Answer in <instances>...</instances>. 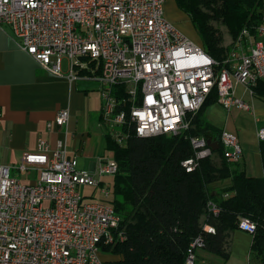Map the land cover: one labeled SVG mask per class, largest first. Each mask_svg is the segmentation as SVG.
<instances>
[{
    "label": "built area",
    "instance_id": "1",
    "mask_svg": "<svg viewBox=\"0 0 264 264\" xmlns=\"http://www.w3.org/2000/svg\"><path fill=\"white\" fill-rule=\"evenodd\" d=\"M262 2L256 33L243 29L223 62L166 17L167 0H0V25L10 27L50 73L62 75L66 57L69 77L96 80L102 127L126 145L131 131L143 137L184 132L188 114L201 108L214 87L228 111L254 110V86L264 81ZM240 84L252 101L238 95ZM69 120L63 107L47 127L65 131ZM257 136L264 139V126ZM189 138L194 152L181 164L191 172L214 150L205 136ZM220 142L228 160L242 159L237 133L223 129ZM117 169L113 156L99 157L98 177L80 168L64 137L55 146L39 137L18 163H0V264H104L100 245L114 241L121 216L106 201L86 200L85 188L100 187L107 198L111 190L101 177ZM14 170H38V176L24 181ZM208 210L217 215L220 207L210 200ZM239 227L252 233L256 224L242 217ZM203 230L216 232L208 222ZM204 245L202 234L191 241L187 264H195ZM248 264L264 263L253 262L249 253Z\"/></svg>",
    "mask_w": 264,
    "mask_h": 264
},
{
    "label": "trees",
    "instance_id": "2",
    "mask_svg": "<svg viewBox=\"0 0 264 264\" xmlns=\"http://www.w3.org/2000/svg\"><path fill=\"white\" fill-rule=\"evenodd\" d=\"M174 1L190 17L205 50L220 62L241 31L256 33L262 20V0ZM226 34L230 42H225ZM254 96L264 99V81L256 83ZM214 102H218L216 87L197 112L188 114L189 127L180 134L143 137L131 131L126 145H120L103 129L106 150L118 169L112 175L110 195L101 200L121 216L114 241L100 245L104 264H187L188 248L199 234L205 239L203 248L227 259L242 217L256 224L251 260L264 263V173L250 175L241 160L227 159L220 142L223 129L206 117ZM194 135L218 140L220 147L188 172L181 161L193 155L189 137ZM259 148L264 168V139ZM210 200L220 207L217 215L208 210ZM206 222L215 233L203 230Z\"/></svg>",
    "mask_w": 264,
    "mask_h": 264
},
{
    "label": "crops",
    "instance_id": "3",
    "mask_svg": "<svg viewBox=\"0 0 264 264\" xmlns=\"http://www.w3.org/2000/svg\"><path fill=\"white\" fill-rule=\"evenodd\" d=\"M172 10L174 12L166 11V17L193 39L180 26L185 20L191 21L190 17L178 9L175 1ZM66 69L67 73L63 72L62 75L47 71L33 55L20 46L10 27L0 25V163H18L25 151L36 148L39 137L48 140L52 146H55L58 138L64 137L70 153L76 154L79 164L95 175L99 157L112 156V153L106 150V139L102 130L103 96L99 83L87 77L72 79L68 76V67ZM241 88V94L238 95L245 98L244 94L247 92L244 86ZM63 107L70 110L67 129H49L47 122L53 120L57 111ZM209 107L206 109V117L213 123L208 114ZM251 112L255 121V127H252V141L241 136L234 122L242 114L240 109L227 110L224 125H215L238 134L243 149L241 165L248 174L260 176L264 173V168L257 129L264 126V99L254 104V110ZM14 173L18 174L15 170ZM18 175L22 176L24 181H33L38 176V170ZM251 242V233L236 230L233 234L231 254L220 264H248ZM203 254V263L208 259V264H211L209 251Z\"/></svg>",
    "mask_w": 264,
    "mask_h": 264
},
{
    "label": "rangeland",
    "instance_id": "4",
    "mask_svg": "<svg viewBox=\"0 0 264 264\" xmlns=\"http://www.w3.org/2000/svg\"><path fill=\"white\" fill-rule=\"evenodd\" d=\"M174 6V0H167V4H166V11H171L174 12V10H172ZM180 25V24H179ZM183 30L185 32H187V34H190L191 37H193V40L197 43H201V38L198 34V32L196 31L193 23L189 20H185V22L181 23L180 25ZM231 38H229V36L226 34L225 36V42H230ZM67 58L64 57L63 60V70L65 73H67ZM241 84L239 85L238 88V94H241ZM244 99L250 101L251 100V96L249 93H245L244 94ZM254 102L253 104H258L260 101H262V99H259L257 97H254ZM208 114L210 116L211 121L218 125V126H223L224 125V121L227 117V110L219 103V102H214L211 104V106L208 109ZM242 112V114H240V116H238L234 122H236L237 127L239 128L240 132H241V136L243 138H245L246 140L252 141V137L254 136V132H252V127H255V121H254V117L252 112L250 111H243L240 110ZM232 120H234V117L232 115ZM103 130V127H102ZM255 131V129H254ZM107 154H110L109 152H107ZM80 168H83V165L79 164ZM18 175V174H16ZM20 176V175H18ZM96 176L98 177V175L96 174ZM22 177V176H21ZM101 180H103L105 182V184L109 185L110 190H112V181H113V176L112 175H102ZM227 183H229V180L226 181ZM92 187L91 188H85V192L86 194V200H101L103 198L102 194L100 193V187L93 190L92 191ZM92 193V194H91ZM91 194V195H90ZM207 250H203L202 248H198L196 250V261L195 264H208V259H205V263H203V258L201 257V255H204L203 253L206 252ZM209 254L211 255V264H220L222 263L225 259L213 252L209 251ZM101 256L104 257V255L101 253ZM206 256V255H205Z\"/></svg>",
    "mask_w": 264,
    "mask_h": 264
},
{
    "label": "water",
    "instance_id": "5",
    "mask_svg": "<svg viewBox=\"0 0 264 264\" xmlns=\"http://www.w3.org/2000/svg\"><path fill=\"white\" fill-rule=\"evenodd\" d=\"M209 145L213 148V150H216L220 147V142L218 140H209ZM229 150H232V148L228 147Z\"/></svg>",
    "mask_w": 264,
    "mask_h": 264
}]
</instances>
